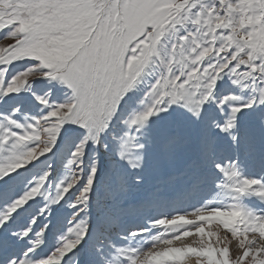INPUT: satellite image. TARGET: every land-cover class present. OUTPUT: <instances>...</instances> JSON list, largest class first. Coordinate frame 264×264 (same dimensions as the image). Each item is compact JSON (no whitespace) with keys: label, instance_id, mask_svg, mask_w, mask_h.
<instances>
[{"label":"snow or ice","instance_id":"6c2138e0","mask_svg":"<svg viewBox=\"0 0 264 264\" xmlns=\"http://www.w3.org/2000/svg\"><path fill=\"white\" fill-rule=\"evenodd\" d=\"M0 41V264H264V0H0Z\"/></svg>","mask_w":264,"mask_h":264},{"label":"rangeland","instance_id":"374dc122","mask_svg":"<svg viewBox=\"0 0 264 264\" xmlns=\"http://www.w3.org/2000/svg\"><path fill=\"white\" fill-rule=\"evenodd\" d=\"M6 41H0V43H5ZM187 243H191L192 242V240L191 239H189V240H187L186 241Z\"/></svg>","mask_w":264,"mask_h":264}]
</instances>
